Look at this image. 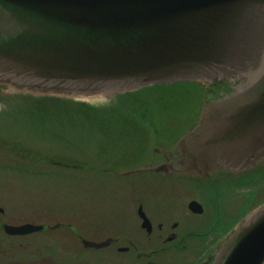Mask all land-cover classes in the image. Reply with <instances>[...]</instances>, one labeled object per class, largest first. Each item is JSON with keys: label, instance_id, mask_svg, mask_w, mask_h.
<instances>
[{"label": "water", "instance_id": "95a60500", "mask_svg": "<svg viewBox=\"0 0 264 264\" xmlns=\"http://www.w3.org/2000/svg\"><path fill=\"white\" fill-rule=\"evenodd\" d=\"M233 74L238 84L205 102L199 123L177 142V157L144 168L150 172L206 176L264 162V0H0L3 84L112 95ZM42 228L4 224L9 234ZM83 242L99 248L108 240ZM211 264H264V203Z\"/></svg>", "mask_w": 264, "mask_h": 264}, {"label": "rangeland", "instance_id": "374dc122", "mask_svg": "<svg viewBox=\"0 0 264 264\" xmlns=\"http://www.w3.org/2000/svg\"><path fill=\"white\" fill-rule=\"evenodd\" d=\"M207 84L205 80L184 81L143 86L131 95H72L0 83L1 217L7 223L59 224L22 240L6 236L0 229V262L7 257L29 261L50 253L57 262L66 263L68 246L74 255L79 248L72 241L69 222L83 235L117 230L135 219L124 212L134 208L138 199L149 207L179 208L187 189L182 176L125 172L138 164L141 147L149 150V123L168 125L162 128L167 140L186 131L204 106ZM23 97L63 99L86 111L84 116L71 109L29 112ZM113 108L114 113L109 111ZM259 169L250 173L261 176ZM251 184L256 183L251 180ZM153 193L161 195L155 199ZM241 194L224 197L216 231L230 233L264 202V178L261 188L249 187L244 199ZM210 196L205 199L211 200ZM111 248L91 247L83 253L91 264H108L103 255Z\"/></svg>", "mask_w": 264, "mask_h": 264}, {"label": "flooded vegetation", "instance_id": "af4514ba", "mask_svg": "<svg viewBox=\"0 0 264 264\" xmlns=\"http://www.w3.org/2000/svg\"><path fill=\"white\" fill-rule=\"evenodd\" d=\"M239 81L237 74H233L229 78H216L212 82L215 84L216 92L222 93L220 90H228L229 87L231 89ZM201 114L200 112L197 115L192 124H187L186 131L174 140L173 137L167 140L168 138L162 135V128L168 125L154 122L151 125L152 141H148L150 143L149 150L147 147H141L140 155L137 159L139 160L138 163H144L146 167L137 165L128 171H131V173H126L139 174L142 172L165 176H182L187 189L181 195L183 200H181L182 202L180 201V207L161 208V206L156 204V207H149L146 204L147 202L138 199L134 208H128L124 212L125 215H134L135 219L133 221L127 225L117 226V230L104 229L99 235H88L86 232H82L86 238L83 237L84 235L80 233V230L72 222H69L70 224H68L67 228L71 229L72 241L78 244L79 248L76 251V255H74L72 246H68L66 263L62 264H91L89 258L83 253L90 248L84 245V239L97 242L108 240L105 246L99 248L112 246L106 255H103L104 260L108 264H211L223 241L222 239L228 233L216 231L217 227H215L218 223L217 215L221 212V208L224 207V197L227 196V199L229 197L232 199L235 195L242 193L244 197L241 199H244L247 197L249 187L261 188L263 179L260 176L255 177L246 171L234 172L227 169H216L206 176H188L180 172L164 173L144 170V168L175 159L177 157L176 143L183 135L196 127L200 121ZM149 157H154V159L143 162V159ZM251 180L256 184L250 185ZM158 194L161 195V193H153L155 199L158 198ZM206 195H211L210 197L213 198L211 200L205 199ZM193 201L200 203V207L194 205L197 208L196 210L190 207ZM3 214L4 210L2 208L0 211V229L6 236L22 240L21 238L29 235L7 233L4 229V224L7 222L1 217ZM42 224L43 228L39 231L57 228L59 225L57 222L49 225L44 222ZM52 257L50 253L36 255L29 261L26 258L7 257L0 264H30V261H34V264H61Z\"/></svg>", "mask_w": 264, "mask_h": 264}, {"label": "trees", "instance_id": "16d2710c", "mask_svg": "<svg viewBox=\"0 0 264 264\" xmlns=\"http://www.w3.org/2000/svg\"><path fill=\"white\" fill-rule=\"evenodd\" d=\"M165 85V84H164ZM130 93V92H129ZM23 105L24 108L27 109L29 112H48V111H64L67 109H71L76 111V113H80L82 116H84V106L80 109L77 106H71L70 103L63 99L53 98L52 99H33V98H26L23 97ZM104 111L108 112V109H104ZM110 112L114 113L115 109H109ZM91 112V111H90ZM5 113V112H4ZM2 114V113H0Z\"/></svg>", "mask_w": 264, "mask_h": 264}]
</instances>
